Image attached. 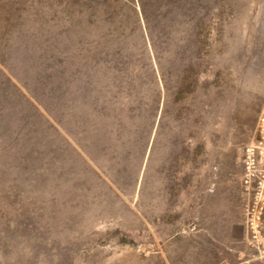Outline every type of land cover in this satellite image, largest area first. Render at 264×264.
<instances>
[{
    "label": "rangeland",
    "instance_id": "374dc122",
    "mask_svg": "<svg viewBox=\"0 0 264 264\" xmlns=\"http://www.w3.org/2000/svg\"><path fill=\"white\" fill-rule=\"evenodd\" d=\"M263 104L264 0H0V264H264Z\"/></svg>",
    "mask_w": 264,
    "mask_h": 264
},
{
    "label": "built area",
    "instance_id": "2783aa9c",
    "mask_svg": "<svg viewBox=\"0 0 264 264\" xmlns=\"http://www.w3.org/2000/svg\"><path fill=\"white\" fill-rule=\"evenodd\" d=\"M242 186L247 197L246 240L264 257V104L242 155Z\"/></svg>",
    "mask_w": 264,
    "mask_h": 264
}]
</instances>
